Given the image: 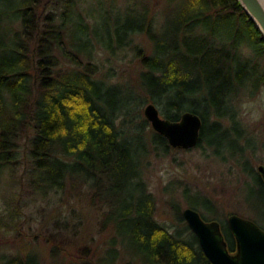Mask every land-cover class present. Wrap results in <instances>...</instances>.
I'll use <instances>...</instances> for the list:
<instances>
[{"label":"trees","instance_id":"16d2710c","mask_svg":"<svg viewBox=\"0 0 264 264\" xmlns=\"http://www.w3.org/2000/svg\"><path fill=\"white\" fill-rule=\"evenodd\" d=\"M128 58L132 79L121 65ZM263 86L264 37L239 0H0V179L19 178L36 200L86 194L101 231L112 229L110 264L117 245L141 264H212L179 204L172 201L173 229L156 217L147 170L180 148L153 129L144 107L156 104L171 121L197 113L196 147L220 157L223 143L247 130L242 106ZM240 152L230 157L253 180L247 199L257 210L264 179ZM183 195L204 219L221 222L235 251L216 203L188 186ZM76 215L58 216L56 231L44 234L50 264H63L55 257L65 251L63 229L78 235ZM250 219L259 224L256 214ZM0 264L46 263L30 251L3 252Z\"/></svg>","mask_w":264,"mask_h":264},{"label":"rangeland","instance_id":"374dc122","mask_svg":"<svg viewBox=\"0 0 264 264\" xmlns=\"http://www.w3.org/2000/svg\"><path fill=\"white\" fill-rule=\"evenodd\" d=\"M130 59L121 63L126 79L134 78L135 62ZM242 116L248 131L241 126L243 135L236 132V142H224L220 157L213 155L211 147L206 151L197 147L173 150L167 157H154L147 177L157 199L156 217L160 223L173 229L176 214L172 201L180 205L182 212L189 207L183 195L185 186H188L211 198L222 218L228 219L232 213L247 218L256 214L259 224H264V204L256 210L254 200L247 199L246 189L254 184L253 180L239 162L230 157V154L236 153V158H239L242 155L240 149H244L242 158L247 163L242 162L245 167L248 166L247 169L252 165L258 171V166L264 164V86L254 98L245 101ZM213 137L216 139V133ZM224 154L229 158L227 161L223 160ZM72 208H76L81 216L76 215L82 221L78 226V235L72 237L71 227L63 229L65 251L55 258L63 264H98L97 261L104 256V264H110L112 255L107 250L111 246L112 229L108 227L106 231H101V213L91 206L86 194L76 198L67 191L36 200L27 185L24 186L19 178L12 181L10 176L0 179V257L3 252L23 255L33 251L44 263H52V244L44 240V234L56 231L54 222L58 216L65 215L71 221ZM15 211L19 217L16 220L11 217ZM76 222L74 220L73 223ZM13 223L18 228H13ZM117 246L118 258L113 264H141L130 253L120 249V245Z\"/></svg>","mask_w":264,"mask_h":264},{"label":"water","instance_id":"95a60500","mask_svg":"<svg viewBox=\"0 0 264 264\" xmlns=\"http://www.w3.org/2000/svg\"><path fill=\"white\" fill-rule=\"evenodd\" d=\"M239 2L264 37V0ZM144 114L153 129L164 135L172 147L191 149L199 144L203 121L197 113L186 111L180 120L171 121L161 114L156 104L148 103ZM258 171L264 179V164L258 166ZM183 216L212 264H264V228L254 220L236 213L229 215L228 224L237 240L236 250L231 251L219 220H206L190 206L183 210Z\"/></svg>","mask_w":264,"mask_h":264}]
</instances>
